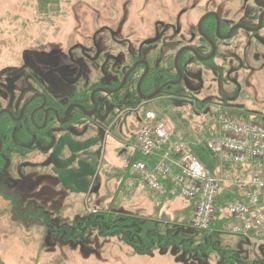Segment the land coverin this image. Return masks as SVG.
<instances>
[{
  "label": "rangeland",
  "instance_id": "obj_1",
  "mask_svg": "<svg viewBox=\"0 0 264 264\" xmlns=\"http://www.w3.org/2000/svg\"><path fill=\"white\" fill-rule=\"evenodd\" d=\"M174 1L0 0V72L12 71L25 61L45 74L67 62L64 51L90 39L94 31H102L98 42L105 46L119 40V35H130L133 28L140 35L149 24L155 26L160 11L172 10ZM121 20L126 27L123 33ZM242 90L237 94L232 89L237 96L230 104L254 112L249 114L251 119L256 114L262 121L264 79L251 77ZM146 121H135L118 137L104 140L97 131L83 139L78 134L84 128L75 127L79 138L64 137L48 158L38 159L39 165H31L37 159L28 161L21 178L22 170L16 172L18 180L4 176L0 190L5 195L2 191L0 195L12 205L6 203V213L0 215V264H258L263 244L226 233L201 254L184 240L142 255L125 244L121 234L105 235L99 225H87L91 215L113 205L118 213L132 218V229L138 234L150 219H158L173 226L169 233L178 237L191 240L200 235L192 225L181 226L183 212L189 208L187 200L181 196L160 200L137 176L124 181V174L120 175L136 174L131 169V157L137 152L135 135L151 126ZM193 213H187V218H193Z\"/></svg>",
  "mask_w": 264,
  "mask_h": 264
},
{
  "label": "flooded vegetation",
  "instance_id": "obj_2",
  "mask_svg": "<svg viewBox=\"0 0 264 264\" xmlns=\"http://www.w3.org/2000/svg\"><path fill=\"white\" fill-rule=\"evenodd\" d=\"M172 5L140 35L133 28L105 46L98 42L102 31H94L64 51L67 62L45 74L25 61L0 72V187L4 176L21 178L28 161L37 159L35 166L48 158L64 137L84 139L97 131L101 140L116 138L146 119L175 128L168 117L156 121L151 109L159 103L191 124L213 113H254L230 101L237 96L233 88L241 94L251 77L264 79V0ZM75 127L83 133L76 135Z\"/></svg>",
  "mask_w": 264,
  "mask_h": 264
},
{
  "label": "built area",
  "instance_id": "obj_3",
  "mask_svg": "<svg viewBox=\"0 0 264 264\" xmlns=\"http://www.w3.org/2000/svg\"><path fill=\"white\" fill-rule=\"evenodd\" d=\"M217 127V135L207 142L217 162L213 173L168 121L139 131L135 148L147 161H136L131 169L156 197L166 194L163 180H171L180 196L194 204L192 226L202 232L211 230L218 218L223 193L239 184L241 197L228 203L220 217H226L223 232L264 245V122L222 112Z\"/></svg>",
  "mask_w": 264,
  "mask_h": 264
},
{
  "label": "trees",
  "instance_id": "obj_4",
  "mask_svg": "<svg viewBox=\"0 0 264 264\" xmlns=\"http://www.w3.org/2000/svg\"><path fill=\"white\" fill-rule=\"evenodd\" d=\"M171 106L167 107L163 103L156 104V107L151 109V111L155 112L156 121H162L165 118H170L175 126V132L181 133L184 141L187 143V146L192 151V153L197 157L210 171L213 173L217 167V162L214 159V155L208 148V140L213 138L218 133L217 127V113L212 116H208L206 120L199 124H191L187 119L183 117L181 112L173 110ZM233 114H238L246 119H248V115L245 116L243 114L230 111ZM136 161H147L143 156H141L138 152L134 153L132 164ZM131 164V166H132ZM230 171L233 173H238V168L230 167ZM124 174V181L131 180L132 177L138 175L129 174L126 172H121L120 175ZM163 184L166 188V194L162 197H157L160 200L171 199L175 197H179V192L175 189L174 184L169 179H164ZM219 206V214L218 218L213 222L212 229L209 231H198L200 233L199 236L191 237L192 239H188L187 237L176 236L171 233L172 227L170 224L165 225L164 222H160L158 219H150L148 221V225L144 228L141 233H136L133 231L132 218L122 215L118 213L113 205H111L107 210L97 212L90 216L89 225L97 224L101 227L102 232L105 235L112 234H121L122 240L125 244L133 247L136 253L138 254H146L150 249L155 248L157 246L165 247L170 244L182 243L184 240L189 243V246L192 248V251L195 253H200L201 251H206L208 248L217 244L220 236H225L226 234L223 232V225L226 221V217L220 218L223 216L224 211L228 205V203L234 202L235 200L241 197V188L239 184H232L230 187L223 193ZM11 204L10 200L6 198H2L0 195V215L6 213L7 204ZM194 210V204L189 203L188 210L184 211L185 215V223L181 225L183 227L192 225V218H187V213ZM195 230V229H194ZM197 231V230H196ZM241 239V238H240ZM258 264H264V254L261 260L258 261Z\"/></svg>",
  "mask_w": 264,
  "mask_h": 264
}]
</instances>
